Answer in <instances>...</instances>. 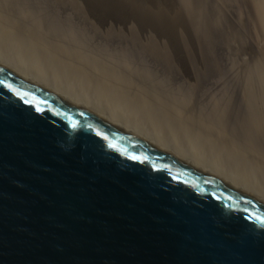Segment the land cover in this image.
Returning a JSON list of instances; mask_svg holds the SVG:
<instances>
[{
  "label": "water",
  "instance_id": "95a60500",
  "mask_svg": "<svg viewBox=\"0 0 264 264\" xmlns=\"http://www.w3.org/2000/svg\"><path fill=\"white\" fill-rule=\"evenodd\" d=\"M0 264H264V203L0 66Z\"/></svg>",
  "mask_w": 264,
  "mask_h": 264
},
{
  "label": "rangeland",
  "instance_id": "374dc122",
  "mask_svg": "<svg viewBox=\"0 0 264 264\" xmlns=\"http://www.w3.org/2000/svg\"><path fill=\"white\" fill-rule=\"evenodd\" d=\"M8 1L0 0V9L3 8L0 16H5L0 17L3 29L17 30L24 38L40 44L52 53L57 69L63 70L62 64L68 62L73 70L119 89L131 104L142 109L148 106L145 108L158 110V114L163 110L168 118L181 121L190 131L194 129L192 133L199 143L203 144L200 140L205 137L206 142L214 140L219 150L224 153L227 150L226 159L237 161L242 169L264 179V132L248 116L251 112L254 116V112L247 111L240 100L243 84L252 83L255 91L263 93L260 88L264 87V42L257 38L264 41V0H151L153 3L147 2L149 5L112 7L117 19L105 26L92 25L89 22L92 16L87 17L86 9L59 10L51 4H42L35 10L34 6L12 0L22 10ZM136 23L146 30L138 31ZM182 48L190 51H187L190 64L196 66L195 71L190 69L193 71L190 76L179 70V63L184 64L187 55L181 54ZM201 57L208 59L202 72L197 69L205 60L200 61ZM4 60L6 65H13L12 70L26 74L19 77L37 86L36 82H42L43 77H36L33 69L22 70L13 61ZM232 73H239L238 77H231ZM199 74L205 77L204 87L195 78ZM43 81L50 87L56 85L47 78ZM116 105L118 110L119 102ZM127 111L132 113L129 108ZM142 138L155 143L153 134L149 139ZM209 151L206 149L208 154ZM205 168L212 172L210 166ZM254 187L264 192L257 185Z\"/></svg>",
  "mask_w": 264,
  "mask_h": 264
},
{
  "label": "bare ground",
  "instance_id": "6f19581e",
  "mask_svg": "<svg viewBox=\"0 0 264 264\" xmlns=\"http://www.w3.org/2000/svg\"><path fill=\"white\" fill-rule=\"evenodd\" d=\"M19 1L23 4H27V6L28 5L34 6L35 10L37 9V7L41 8L42 4L44 5L51 4V6H55L59 8V10L60 9L63 10L65 8H82V11H83V9H86V11H89L88 12L89 14H87V17L92 16V19L94 20V21L93 20L89 21L92 25H101V26L104 25L105 26L108 23L112 24L117 19L116 16H113L114 8L112 9V7H116V8L117 7L126 8V6L134 7L137 5L139 6V4H143V3L147 4V2H150L151 0H117L116 2L113 0V3H111L110 0H40V1L39 0H19ZM8 2L10 3L11 6L17 9L20 8L19 6H17L16 1L13 2L12 0H9ZM151 3L153 2L151 1ZM159 4L160 3L158 2V5ZM2 10L3 8L0 9V12ZM37 11H40V10L38 9ZM86 11L85 13H87ZM1 13H3V11ZM27 14H31V12L29 13L28 11ZM262 16H263L262 22L264 23V15L262 14ZM2 18H5V16ZM135 28H137L138 31H140L141 29L146 30L144 29L146 28L145 26H143L142 24L139 25L138 23H136ZM156 38L158 37L156 36ZM257 39L260 41V43L263 44L264 41L261 40L260 37ZM171 40L173 41V39ZM161 42L163 41L161 40ZM171 42L168 43L170 44L169 46L173 44ZM168 44L166 43V45ZM181 50H184V52L182 51L181 54L187 53V51H189L188 49L186 51L185 48H182ZM175 51L176 50H174V52ZM169 53L172 56L173 52L172 53L169 52ZM179 53L180 51L178 52V54ZM40 54H42L43 57H41ZM190 54L193 55L192 53ZM173 56H176V55L174 54ZM173 56L172 58H174ZM194 56L195 55H193V57ZM195 57L197 59V56ZM202 57L198 59H200V61L201 59H205ZM207 57L205 60H202L203 63L201 61V64L197 67V69L201 72L204 70L203 65L207 64V62H204L208 60ZM185 58H186V62L188 63L186 62H185L186 64L179 63V70H180V73L185 72L187 75L190 76L193 74V71L191 70L195 71L196 66H191L190 57L188 56V53L187 55H185ZM4 59L13 61L17 65V67H19V69L26 70V71L33 69V71L36 72V75H35L36 77H40V76L43 77V79L41 80L42 81L41 83L36 82L38 86L46 91H49V93L55 95L56 97L91 113L92 115H94L95 117H97L98 119L102 120L103 122L107 124L130 129L132 131H135L139 135L141 134L142 137H146L147 139H149L150 136L153 134V137L155 138H152V139L155 140L154 144H156L157 146H160L162 148L164 147L167 148L166 149L167 151H169L170 153H172L179 159L187 161L190 164H193L196 167L201 168L203 171H206V172H209L211 174L221 177L226 182L235 186L240 191L247 192L248 196L252 197L253 199L258 200L262 203L264 202V192L258 191V188L254 187V185H257L258 187L264 189V179L261 177L259 179V176H257V173L256 174L251 173L248 169H247L248 171L246 169H242L240 167V164L237 163L236 161L237 159H234L236 162L226 159L227 150L225 151V153L219 150L220 148L217 145H215L214 140L212 142L210 139H208V142H206L207 139L204 136L205 138L203 139L205 140H200V142H202L203 144L199 143V139H197L192 133L194 129L190 131L188 130V127L186 125L182 124L181 121L178 122V121L173 120V118H168V116L162 112L163 110L159 112L160 114H158L157 113L158 110H154L152 108L153 109L152 111V110L145 108V107L148 108V106H143V109H142L141 107H137V105L131 104L127 99L128 96L127 97L125 96V93L121 92L117 88H114V87H111L105 84L104 82H101L97 79L89 78L81 74L80 72L73 70L71 68V65L68 62L62 64L63 66L61 67L63 68V70L57 69V66L55 65V61H52V53L45 51L40 44L38 46L34 44L32 41L24 38L22 35L18 34L17 30L15 32L10 31V30H5L0 24V66L2 64L5 66L4 68L10 70L12 73L18 76L22 75V77H26L25 73L12 70L11 67H13V65H6ZM175 60H177V57ZM183 60L185 59H182V61ZM179 61L180 60H178L177 62ZM238 74L239 73H232L231 77L237 78ZM201 75L200 74L195 75V78L199 79L198 82L196 81L198 84H200L199 86L204 87L203 81L205 80V77L203 78L199 77ZM208 76L209 75H207V77ZM45 78L55 81L56 85L53 87H50L49 84H46L43 81ZM45 81L48 83L47 80ZM243 85H244V88L240 96L241 102L244 103L243 107L246 110L248 109L249 112H251V110L254 112L253 113L254 116H252V112H251V115L249 114V112H246V113L249 114L248 116H250L251 119L255 120V122H258L257 123L258 126L256 127H258V129L260 128L264 132V111H263L264 110L263 109L264 108V87L260 88V90H262L263 93L259 94L258 93L259 90L255 91L254 84L248 83V84H243ZM115 92H119V95L115 94ZM95 102H98L99 105L95 106L93 104ZM116 102H119L120 104V107L118 110H117ZM128 108L131 110L132 112L131 114L127 111ZM251 122L253 123L254 121H251ZM253 125H256V123H253ZM203 145L204 147L201 148V146ZM167 146H170V147L168 148ZM206 149L207 151H209L210 149L209 154L208 152H206ZM212 149H214L213 154L210 153L212 152ZM205 166H210L212 169V172L208 171L209 169H206ZM227 169H229L230 171H226ZM228 179H232L237 182L230 181ZM256 193H259V194H256Z\"/></svg>",
  "mask_w": 264,
  "mask_h": 264
}]
</instances>
